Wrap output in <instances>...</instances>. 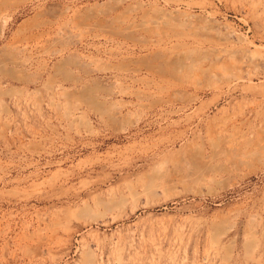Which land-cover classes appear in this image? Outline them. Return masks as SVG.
Returning <instances> with one entry per match:
<instances>
[{"label":"rangeland","instance_id":"1","mask_svg":"<svg viewBox=\"0 0 264 264\" xmlns=\"http://www.w3.org/2000/svg\"><path fill=\"white\" fill-rule=\"evenodd\" d=\"M0 264H264V0H0Z\"/></svg>","mask_w":264,"mask_h":264}]
</instances>
